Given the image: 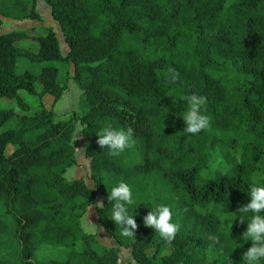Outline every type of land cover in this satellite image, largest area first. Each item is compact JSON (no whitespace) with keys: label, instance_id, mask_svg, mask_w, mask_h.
<instances>
[{"label":"trees","instance_id":"trees-1","mask_svg":"<svg viewBox=\"0 0 264 264\" xmlns=\"http://www.w3.org/2000/svg\"><path fill=\"white\" fill-rule=\"evenodd\" d=\"M43 1L66 56L51 28L1 33L41 16L0 0V101L16 106L0 128L19 123L0 133V264H120L121 249L135 264H264V0ZM18 58L40 74H15ZM53 63L81 91L92 188L64 177L75 123L44 106L67 90ZM99 200L115 244L102 253L81 227Z\"/></svg>","mask_w":264,"mask_h":264},{"label":"rangeland","instance_id":"rangeland-1","mask_svg":"<svg viewBox=\"0 0 264 264\" xmlns=\"http://www.w3.org/2000/svg\"><path fill=\"white\" fill-rule=\"evenodd\" d=\"M29 1V0H28ZM36 10L41 16L40 21H13L4 19L3 27L6 32L11 31H20L25 29H30L32 27L38 28L36 32L31 33V35H44L46 28H51L58 39L59 49L62 56H66L68 53V46L64 42V38L62 33L60 32L57 24L51 19L50 9L45 4L43 0H36ZM19 48L29 50L31 52L36 53L38 51V45L32 40L23 41L16 44ZM58 67L59 82H63L65 80L68 81L67 90L63 92L59 101L54 102L53 98L49 95H46L43 99L44 106L47 109H51L55 114L56 122H63L72 120L75 123V132L72 138V145L75 149V160L76 163L71 168L67 169L64 177L67 181H72L75 179H82L85 184L92 188V183L89 180V159L85 156V150L89 145L85 134L83 133V128L79 123V117L81 116L80 111V96L81 91L75 85L72 80L73 76V67L72 65H60L58 63H53ZM43 65L31 63L25 58H18L15 64V74L20 75L24 72L31 73L33 75H39L41 72ZM24 94V97H29L28 104L31 110L34 109V101H37L34 97L26 95L25 92L19 91L18 95ZM15 103L13 101H9L7 99H1L0 101V109L7 108H15ZM20 113V111H17ZM19 125L18 120L13 118L5 123L0 128V133L5 132L10 129H15ZM11 149H7L6 154H9ZM78 202H82L78 200ZM101 200L98 201L96 207H89L84 215L81 218V227L83 231L87 234H92L96 236V250L98 253H102L104 248L114 247L115 244L113 241H110L108 234L105 232L104 228L99 225L97 219L98 209L100 208ZM81 246H77V250H81ZM212 254L211 252L209 253ZM120 264H135L132 260L129 250L121 249V253L119 256Z\"/></svg>","mask_w":264,"mask_h":264},{"label":"crops","instance_id":"crops-1","mask_svg":"<svg viewBox=\"0 0 264 264\" xmlns=\"http://www.w3.org/2000/svg\"><path fill=\"white\" fill-rule=\"evenodd\" d=\"M3 21H4V20H2V23H3ZM2 27H3V25H2ZM2 27H1V33H7V32L4 30V28H2ZM109 239H110L109 243H110L111 241H113L111 238H109Z\"/></svg>","mask_w":264,"mask_h":264}]
</instances>
